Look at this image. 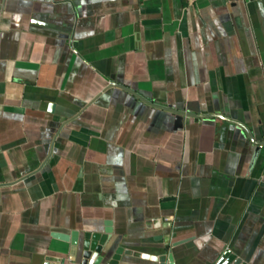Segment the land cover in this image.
I'll use <instances>...</instances> for the list:
<instances>
[{"label": "crops", "instance_id": "crops-1", "mask_svg": "<svg viewBox=\"0 0 264 264\" xmlns=\"http://www.w3.org/2000/svg\"><path fill=\"white\" fill-rule=\"evenodd\" d=\"M107 222L177 264H264V0H0V264Z\"/></svg>", "mask_w": 264, "mask_h": 264}, {"label": "water", "instance_id": "water-1", "mask_svg": "<svg viewBox=\"0 0 264 264\" xmlns=\"http://www.w3.org/2000/svg\"><path fill=\"white\" fill-rule=\"evenodd\" d=\"M117 85L116 83H112ZM171 227V223H165L162 219L156 218L149 220L146 223L147 228ZM110 223H106V227L102 233H84L81 242L79 241V233L73 232L68 235H56L64 241L76 247V254L73 259L67 261L60 257L47 256L44 264H125L123 256L142 258L149 261L151 264H177L176 258L171 250L163 251L162 253L149 254L141 253L130 249H125L121 245H115L112 239ZM155 240H162L171 248L177 245L184 244L186 247L196 246L202 247V244L207 240V237L194 239L193 237L182 239L176 242L170 241V235L156 236ZM213 264H245L242 259L237 256L231 249L225 248Z\"/></svg>", "mask_w": 264, "mask_h": 264}]
</instances>
